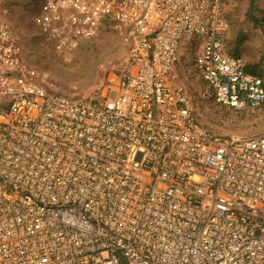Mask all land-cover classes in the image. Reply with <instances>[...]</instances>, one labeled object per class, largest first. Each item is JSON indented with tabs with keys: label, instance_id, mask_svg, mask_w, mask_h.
Here are the masks:
<instances>
[{
	"label": "built area",
	"instance_id": "obj_1",
	"mask_svg": "<svg viewBox=\"0 0 264 264\" xmlns=\"http://www.w3.org/2000/svg\"><path fill=\"white\" fill-rule=\"evenodd\" d=\"M220 2L43 0L58 54L119 33L113 86L80 99L45 86L0 16V264H264V134H211L173 82L185 41L217 103L264 105Z\"/></svg>",
	"mask_w": 264,
	"mask_h": 264
},
{
	"label": "rangeland",
	"instance_id": "obj_2",
	"mask_svg": "<svg viewBox=\"0 0 264 264\" xmlns=\"http://www.w3.org/2000/svg\"><path fill=\"white\" fill-rule=\"evenodd\" d=\"M42 3L0 0V16L15 29L25 63L39 73L49 90L72 99L109 91L125 56L113 24L103 22L74 50L58 54L40 30ZM220 11L228 23L226 48L241 56L246 70L264 81V0H221ZM193 47L183 41L173 82L189 95L203 129L225 138L264 134V105L236 109L217 103L194 66Z\"/></svg>",
	"mask_w": 264,
	"mask_h": 264
},
{
	"label": "trees",
	"instance_id": "obj_3",
	"mask_svg": "<svg viewBox=\"0 0 264 264\" xmlns=\"http://www.w3.org/2000/svg\"><path fill=\"white\" fill-rule=\"evenodd\" d=\"M234 55H238L237 53H233ZM245 69H246V67H245ZM254 74H256V73H254ZM256 75H258V74H256ZM258 76H260V75H258ZM261 77V76H260ZM262 78V77H261ZM263 80V79H262ZM263 83H264V81H263Z\"/></svg>",
	"mask_w": 264,
	"mask_h": 264
},
{
	"label": "crops",
	"instance_id": "obj_4",
	"mask_svg": "<svg viewBox=\"0 0 264 264\" xmlns=\"http://www.w3.org/2000/svg\"><path fill=\"white\" fill-rule=\"evenodd\" d=\"M227 34V33H226ZM228 50V52H230V50H229V48L227 49ZM231 53V52H230ZM232 54V53H231ZM245 63V62H244ZM246 67V66H245Z\"/></svg>",
	"mask_w": 264,
	"mask_h": 264
}]
</instances>
